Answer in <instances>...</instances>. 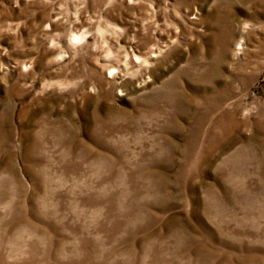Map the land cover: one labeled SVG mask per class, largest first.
<instances>
[{"label":"rangeland","instance_id":"obj_1","mask_svg":"<svg viewBox=\"0 0 264 264\" xmlns=\"http://www.w3.org/2000/svg\"><path fill=\"white\" fill-rule=\"evenodd\" d=\"M0 264H264V0H0Z\"/></svg>","mask_w":264,"mask_h":264}]
</instances>
